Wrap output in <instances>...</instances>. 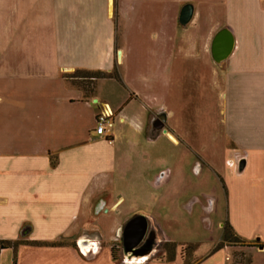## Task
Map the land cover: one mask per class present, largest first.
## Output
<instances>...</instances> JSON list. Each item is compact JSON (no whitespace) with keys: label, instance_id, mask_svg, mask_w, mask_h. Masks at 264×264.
<instances>
[{"label":"crops","instance_id":"0c3cea01","mask_svg":"<svg viewBox=\"0 0 264 264\" xmlns=\"http://www.w3.org/2000/svg\"><path fill=\"white\" fill-rule=\"evenodd\" d=\"M222 28L233 48L214 63ZM113 70L87 93L63 79ZM103 106L112 116L97 135ZM2 119L0 241L17 245L0 264H180L176 246L169 261L145 247L134 262L122 250L113 260L109 244L135 215L165 238L153 215L181 149L226 198L220 231L193 264H264V0H0ZM225 222L239 243L215 248Z\"/></svg>","mask_w":264,"mask_h":264},{"label":"rangeland","instance_id":"374dc122","mask_svg":"<svg viewBox=\"0 0 264 264\" xmlns=\"http://www.w3.org/2000/svg\"><path fill=\"white\" fill-rule=\"evenodd\" d=\"M113 13L115 17V12ZM72 73L63 75V79L69 87L80 85V87L85 88V86L88 85L87 89H91L90 86L92 84L89 85V83H93L95 79H89L88 77L86 80L80 79L75 76H83V72ZM111 73L112 77L117 78L115 70ZM70 74H72L71 77L69 76ZM56 111L57 110H55V112ZM24 115L25 114L22 113L14 118L18 122L19 119L22 120ZM11 116H13L12 113H6L4 119L9 121ZM28 117L31 116H27V118ZM2 124L3 119L0 121V126ZM106 125L107 124H105V126ZM4 126H7L5 122ZM30 126L32 127L33 124ZM27 129H29V126ZM168 130L171 131L170 129ZM193 155L190 151L185 149L179 151L176 158L168 165V176L165 179V182L161 184L162 188L157 193L159 199L155 211L156 215H153V218L156 219V222L162 224L160 225L162 227L161 231H163L165 238H168L170 242L166 241L158 231L153 232V235L151 236V226L150 223L147 222L148 238H146L149 239L148 243L151 245L149 249L150 252H153V258L156 260H171V256L174 257L175 255H173V249L174 246H176V249L179 250L180 248V264H193L195 261L192 259L193 250L195 255H199L204 251L205 247L208 246L206 238L210 237L212 233L213 235L219 233V224L224 221L227 214L225 194L222 191V186L216 175L207 168H203V170L198 168L199 165L196 164V159ZM227 162L228 165L231 163L234 167L227 166ZM237 163L238 162L236 161H226L225 165L229 169L236 170L235 167L237 166ZM94 220L96 221V218ZM104 222H107V220L104 219L99 226H103ZM223 225H221V229ZM119 228L121 229L122 225H120ZM92 232L94 234L97 233L102 235L101 231L96 228L92 229ZM115 232L116 235H119L120 230L117 229ZM222 239L223 232L220 241L216 244L215 248L221 247L223 244L232 241L231 238L226 241H223ZM60 244L61 242H55V245ZM104 244L107 245L106 243ZM120 244V239H118V242H112L109 244V251L111 252L112 249L114 250L113 254L116 258L114 260H117V256L121 254L122 247H120ZM5 253L6 254H3L2 257L10 256L11 258L14 251L7 250ZM175 259L173 260L175 261ZM12 260H15L14 256Z\"/></svg>","mask_w":264,"mask_h":264},{"label":"water","instance_id":"95a60500","mask_svg":"<svg viewBox=\"0 0 264 264\" xmlns=\"http://www.w3.org/2000/svg\"><path fill=\"white\" fill-rule=\"evenodd\" d=\"M191 14L189 5H184L178 15V22L185 24ZM233 48V37L231 33L226 29H219L212 37L209 45V53L214 63L223 62L231 53ZM119 54V52H117ZM164 115L160 114L152 122L151 127L158 131L162 130ZM243 167V161H239L236 166V171H241ZM147 228L145 217L141 215H135L131 217L122 227L121 230V246L123 252H134V249L141 243ZM150 249H145V253L149 252ZM137 252V251H136Z\"/></svg>","mask_w":264,"mask_h":264},{"label":"trees","instance_id":"16d2710c","mask_svg":"<svg viewBox=\"0 0 264 264\" xmlns=\"http://www.w3.org/2000/svg\"><path fill=\"white\" fill-rule=\"evenodd\" d=\"M83 73H84L83 76H75V77H79L80 79H85V80H86L87 77L89 79L104 78V77H109L110 78V77H112V73H108V74H106V73H100V72H83ZM72 74H74V73H72ZM72 74H70L69 76L71 77ZM90 84H92V83H89V85ZM74 88L81 89L85 93H87L89 91V89H87L88 88V85H86L85 88L84 87H80V85L74 86ZM222 232H223V239H222L223 241L224 240L225 241L226 240H229V238H231L232 239L231 242H233V243H239V241L237 240V238L235 236H233L232 231H231V228L229 227V225L226 222L224 223V225L222 227ZM15 245H17V242L0 241V250L7 249V248H14ZM174 249H175V246H174ZM174 249H173V251H174ZM113 252H114V250L112 249L110 253H111V258L114 260L116 258L114 257ZM193 253H194V250H193ZM171 258H172V256H171ZM192 259H193V261L195 260V258H192Z\"/></svg>","mask_w":264,"mask_h":264},{"label":"built area","instance_id":"2783aa9c","mask_svg":"<svg viewBox=\"0 0 264 264\" xmlns=\"http://www.w3.org/2000/svg\"><path fill=\"white\" fill-rule=\"evenodd\" d=\"M112 114L111 111L106 107L103 106L98 113L95 116L94 122H95V126H94V133L97 135H101L103 134L104 131V126L105 124H107L111 118ZM227 166H233L234 165H228V162L226 163ZM236 168V167H235Z\"/></svg>","mask_w":264,"mask_h":264},{"label":"flooded vegetation","instance_id":"af4514ba","mask_svg":"<svg viewBox=\"0 0 264 264\" xmlns=\"http://www.w3.org/2000/svg\"><path fill=\"white\" fill-rule=\"evenodd\" d=\"M151 234V233H150ZM150 234H149V236H150ZM147 237V228H146V232H145V235H144V237H143V239H142V241H141V243L134 249V252L135 253H138V251H140V250H143L145 247H148V245H149V239H147L146 238ZM150 246L151 245H149V247L148 248H150ZM122 247V246H121ZM137 251V252H136ZM122 254L124 255V254H129V257L131 258V260L132 261H135L136 259H138L139 258V256L138 255H136V254H133V252H123V249H122ZM132 254V255H131Z\"/></svg>","mask_w":264,"mask_h":264},{"label":"bare ground","instance_id":"6f19581e","mask_svg":"<svg viewBox=\"0 0 264 264\" xmlns=\"http://www.w3.org/2000/svg\"><path fill=\"white\" fill-rule=\"evenodd\" d=\"M150 253V251L149 252H146L145 254H143L144 256H147L148 254ZM132 255V254H131ZM144 256H141V257H144ZM124 258L125 259H129V260H131V258L129 257V254H124ZM140 258V257H139ZM136 259L134 262H137V261H144L145 259L144 258H141V259ZM132 261V260H131Z\"/></svg>","mask_w":264,"mask_h":264}]
</instances>
